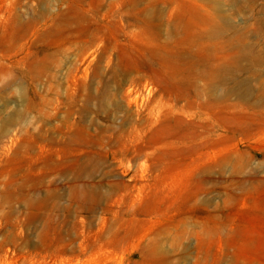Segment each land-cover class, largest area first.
Returning <instances> with one entry per match:
<instances>
[{
    "label": "rangeland",
    "instance_id": "rangeland-1",
    "mask_svg": "<svg viewBox=\"0 0 264 264\" xmlns=\"http://www.w3.org/2000/svg\"><path fill=\"white\" fill-rule=\"evenodd\" d=\"M0 264H264V0H0Z\"/></svg>",
    "mask_w": 264,
    "mask_h": 264
}]
</instances>
